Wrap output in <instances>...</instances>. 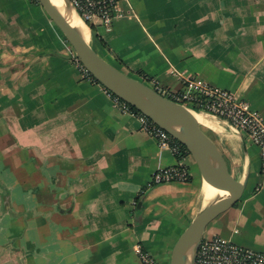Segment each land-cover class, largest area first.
Here are the masks:
<instances>
[{
	"label": "crops",
	"instance_id": "0c3cea01",
	"mask_svg": "<svg viewBox=\"0 0 264 264\" xmlns=\"http://www.w3.org/2000/svg\"><path fill=\"white\" fill-rule=\"evenodd\" d=\"M120 8L111 31L88 28L106 43L95 38L109 63L170 90L181 89V75L200 78L264 118V0H121ZM43 10L0 0V264H142L136 245L169 264L178 236L209 202L197 165L159 148L102 84L81 76ZM199 114L243 184L202 237L264 252L258 148L223 119ZM179 164L187 181L147 187L156 169Z\"/></svg>",
	"mask_w": 264,
	"mask_h": 264
},
{
	"label": "built area",
	"instance_id": "2783aa9c",
	"mask_svg": "<svg viewBox=\"0 0 264 264\" xmlns=\"http://www.w3.org/2000/svg\"><path fill=\"white\" fill-rule=\"evenodd\" d=\"M30 1L39 4L38 0ZM69 1L73 11L89 29L92 26L109 32L113 28L115 19L122 14L121 0ZM70 58L83 78L99 83L72 48ZM180 81L181 89L179 90L164 88L154 79L146 84L163 97L190 107L197 113H208L223 119L236 131L246 134L251 143L258 148L261 172L264 173L263 116L252 108L246 99L238 97L230 90L216 87L197 77L181 75ZM105 90L114 107L138 118L141 128L155 138L159 148L168 149L175 156L179 154L181 143L178 140L126 101L107 88ZM189 177L188 169L181 164L161 167L151 174L147 187L164 182L187 181ZM135 252L142 264H158L156 259L144 251L140 245H136ZM194 264H264V252L241 246L219 235L202 237L197 247Z\"/></svg>",
	"mask_w": 264,
	"mask_h": 264
},
{
	"label": "water",
	"instance_id": "95a60500",
	"mask_svg": "<svg viewBox=\"0 0 264 264\" xmlns=\"http://www.w3.org/2000/svg\"><path fill=\"white\" fill-rule=\"evenodd\" d=\"M38 1L98 82L184 145L193 157L203 183L215 190H222L221 195L211 199L189 222L173 245L169 264H181V258L189 248H193L190 264H194L206 225L239 200L243 184L229 172L222 154L203 131L196 111L163 97L149 85L113 66L92 47L51 0ZM67 2L72 8L70 1Z\"/></svg>",
	"mask_w": 264,
	"mask_h": 264
},
{
	"label": "bare ground",
	"instance_id": "6f19581e",
	"mask_svg": "<svg viewBox=\"0 0 264 264\" xmlns=\"http://www.w3.org/2000/svg\"><path fill=\"white\" fill-rule=\"evenodd\" d=\"M53 4L60 10V12L65 16V18L75 27L79 29L81 34L85 37V39L89 42V31L88 27L80 20V18L76 15V13L69 6L67 0H51ZM90 43V42H89ZM91 44V43H90ZM92 45V44H91ZM93 47V45H92ZM94 48V47H93ZM95 49V48H94ZM96 50V49H95ZM98 52V51H97ZM198 118L200 121L203 120L202 116L198 113ZM204 190V198L207 201L214 199L222 194V190H215L205 184H203ZM193 254V248H189L186 253L181 258V264H190L191 258Z\"/></svg>",
	"mask_w": 264,
	"mask_h": 264
},
{
	"label": "trees",
	"instance_id": "16d2710c",
	"mask_svg": "<svg viewBox=\"0 0 264 264\" xmlns=\"http://www.w3.org/2000/svg\"><path fill=\"white\" fill-rule=\"evenodd\" d=\"M91 30L94 32V27L91 26ZM94 38H96L103 47H106V43L101 38H99L97 36H94ZM131 77L136 78L135 76H131ZM136 79H139L140 81L144 82L145 84L151 80L150 77H148L147 75L142 74V73H140ZM187 155H189V152L187 151L186 147L181 144L177 158H182V157L187 156Z\"/></svg>",
	"mask_w": 264,
	"mask_h": 264
},
{
	"label": "rangeland",
	"instance_id": "374dc122",
	"mask_svg": "<svg viewBox=\"0 0 264 264\" xmlns=\"http://www.w3.org/2000/svg\"><path fill=\"white\" fill-rule=\"evenodd\" d=\"M42 7V6H41ZM44 11V10H43ZM44 13H46L45 11H44ZM58 31H59V29H57ZM60 32V31H59ZM66 39V38H65ZM67 41V40H66ZM89 42L93 45V47L98 51L99 50V48H98V46H97V44H96V42H95V38H94V36L93 35H91V37L89 38ZM67 45H69L70 47H71V45L69 44V42L67 41ZM72 48V47H71ZM98 52H100V51H98ZM112 62V61H111ZM113 64H115L114 62H112ZM136 76V75H135ZM183 232V231H182ZM181 232V233H182ZM180 233V234H181ZM180 236V235H179ZM178 236V237H179Z\"/></svg>",
	"mask_w": 264,
	"mask_h": 264
}]
</instances>
